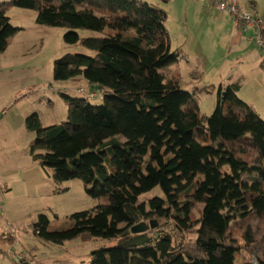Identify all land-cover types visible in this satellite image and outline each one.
Masks as SVG:
<instances>
[{
    "label": "trees",
    "instance_id": "16d2710c",
    "mask_svg": "<svg viewBox=\"0 0 264 264\" xmlns=\"http://www.w3.org/2000/svg\"><path fill=\"white\" fill-rule=\"evenodd\" d=\"M10 7L35 11L36 24L65 28L66 44L90 52L54 60V81L86 87L82 98L60 94L66 120L44 126L33 112L25 128L29 155L50 170L54 192L78 179L91 198L107 199L54 224L41 212L31 235L58 246L99 242L88 264H235L241 251L264 264V121L236 95L239 85L218 89L212 114L201 113L200 95L214 88L192 77L185 90L177 69L170 79L159 72L186 57L170 51L165 12L140 0L1 2L0 54L18 30ZM261 21L242 20L241 29L264 37ZM155 188L162 197L138 202ZM193 203L202 205L197 217ZM150 218L155 230L131 234ZM16 239L13 230L1 233L0 252L8 255Z\"/></svg>",
    "mask_w": 264,
    "mask_h": 264
},
{
    "label": "rangeland",
    "instance_id": "374dc122",
    "mask_svg": "<svg viewBox=\"0 0 264 264\" xmlns=\"http://www.w3.org/2000/svg\"><path fill=\"white\" fill-rule=\"evenodd\" d=\"M8 1L10 0H3L2 3ZM140 1L165 12L164 27L170 51L177 49L186 57L179 65L172 64L160 68L159 72L170 79L177 69L181 76L182 88L185 90L189 89L187 84L192 77L201 78L197 85L199 88L210 86L214 88L212 93L204 92L200 95L201 113L207 116L212 114L217 105L218 89L233 85L236 88L239 85L240 90L236 95L246 96L253 103L255 113L264 116V64L257 45V34L250 25L241 29L242 13L250 16L251 22L255 18L264 20V0H237L235 6L239 8V12H234L233 6L221 10L213 6L210 0ZM6 16L9 17L11 26L18 30L10 37L6 53L0 54V80L5 84L0 90L2 92L0 96L4 103H7L21 90L19 99L33 102V106L37 107L39 102L36 100L43 96L44 91L45 97L41 98L44 103L40 107L43 110L47 108L43 106L48 104L49 99L53 100L54 105L48 108L50 117L44 124L65 121L66 106L60 94L67 91L66 94L82 98L84 93H79L78 89L86 87L82 80L68 83L54 81L52 77L54 60L65 53L90 52L78 44H66L63 41V35L67 31L65 28L36 24V13L33 10L10 7L6 11ZM82 33L89 34L84 31ZM12 77L14 79H11ZM63 85L69 86L70 89L65 90ZM101 102V99H95L91 104L99 105ZM262 119L264 121V118ZM7 159H16L19 167L23 168L5 177L3 189L0 190V230L6 229V232L13 230L17 233V239L12 247L19 250L23 246L32 255L43 252V256L46 257L43 264H88V255L100 246L99 242L83 243L75 239L61 246L51 245L33 237L29 226L36 221L37 215L41 212H44L54 224L57 222L56 218L64 221L73 213L107 204V199L91 198L86 192L89 187L78 179L61 183L60 190L54 192L50 172L39 166L35 176L37 179L42 177V183L47 186L33 191L26 182V175L33 170L24 169L22 166L27 165V162L19 155L5 152L1 160L7 162ZM3 174L5 173L0 172V178L4 177ZM162 196L161 189L155 188L141 196L138 202L144 203ZM185 199L190 200V197ZM201 208L200 203H193L191 211L195 217ZM141 222L147 226L145 233L155 230L158 225L153 218ZM149 222H154L155 228L150 229ZM3 256L1 253L0 259ZM249 262L253 264L246 252L241 251L236 255L235 264Z\"/></svg>",
    "mask_w": 264,
    "mask_h": 264
},
{
    "label": "crops",
    "instance_id": "0c3cea01",
    "mask_svg": "<svg viewBox=\"0 0 264 264\" xmlns=\"http://www.w3.org/2000/svg\"><path fill=\"white\" fill-rule=\"evenodd\" d=\"M2 1L3 0H0V3ZM241 40H243V37L241 38ZM9 45H10V42H9ZM11 79H14V77H12ZM16 81H19V80L16 79ZM35 84H37V82ZM4 86L5 84H2V80H0V90L4 88ZM63 87L65 88V90L70 89L69 86L63 85ZM20 92L21 90L17 91L13 97L14 99H11L7 103H4L2 96H0V172L5 173L2 175L4 177L0 178V190L3 189L5 177L9 175H13L15 171H17L18 169L19 170L23 169L19 167L16 159H7V162L2 161L1 158L6 152L8 154L19 155L21 159L27 162V165H22L24 166V169L33 170V171H30L26 175L27 176L26 182H27V185L31 186L32 190L35 191L36 188L43 189L47 185L42 183V179H43L42 177H39L37 179L35 176V172L39 171V168H37L38 166L36 165L35 162L32 161L31 156L28 153V146L31 140L33 139V134H31L30 132L26 130L25 119L31 113L37 112L41 117L42 124L45 125L44 121H47V118L49 119L50 117V115L48 114L49 112L48 108L54 105H53V100L49 99L48 104L43 106L47 108H44L43 110L40 107L44 103L43 101H41V98L45 97L44 91H43V96L39 97L36 100V102L37 101L39 102V105L37 107L33 106L32 104L33 102H28L26 100H20L19 99V97L21 96ZM0 93L2 92L0 91ZM238 97L250 105L253 104L246 96L244 97L242 95H239ZM29 98L30 97L28 96V99ZM259 115L262 118H264L263 115L261 114ZM45 126H48V125H45ZM46 171L50 172V170L48 169ZM9 227L11 228V225ZM3 232H6V229L0 230V234ZM20 249L19 250L14 249V248L10 249L8 251V255H4L3 258L0 259V264H17V263L19 264H43L44 259L46 258L45 256H43V252L40 254L32 255L27 250H25L23 246H21ZM1 253L2 252H0V254ZM20 256H22V258ZM19 259L23 261H20Z\"/></svg>",
    "mask_w": 264,
    "mask_h": 264
},
{
    "label": "built area",
    "instance_id": "2783aa9c",
    "mask_svg": "<svg viewBox=\"0 0 264 264\" xmlns=\"http://www.w3.org/2000/svg\"><path fill=\"white\" fill-rule=\"evenodd\" d=\"M210 2L212 3L213 6H216L217 8H219L221 10H226V9H229L231 6H233L232 10L234 12H237V11L239 12V8L235 6L236 5V0H231L230 1L231 2V4H230L231 6L230 7H229V5H228L226 0H210ZM241 19L246 24H252V23L254 24V22H255L257 24V26H261L262 25V21L259 20V19L256 20V21L253 20V22H251L250 21L251 17L248 16L246 13H242ZM246 20H248V21H246ZM257 43H258V46L261 48V51H262V54H263V60H264V37L258 35L257 36ZM79 91L81 92L82 90H79ZM101 95L102 94L100 93L97 97L101 98Z\"/></svg>",
    "mask_w": 264,
    "mask_h": 264
},
{
    "label": "water",
    "instance_id": "95a60500",
    "mask_svg": "<svg viewBox=\"0 0 264 264\" xmlns=\"http://www.w3.org/2000/svg\"><path fill=\"white\" fill-rule=\"evenodd\" d=\"M149 225H150V229H153L156 226L154 222H149ZM146 230H147V226L142 222L130 228V232L133 235L145 233Z\"/></svg>",
    "mask_w": 264,
    "mask_h": 264
}]
</instances>
